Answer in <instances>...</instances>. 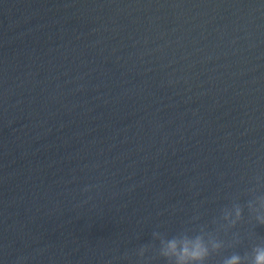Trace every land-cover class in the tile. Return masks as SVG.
Listing matches in <instances>:
<instances>
[{"label":"water","instance_id":"95a60500","mask_svg":"<svg viewBox=\"0 0 264 264\" xmlns=\"http://www.w3.org/2000/svg\"><path fill=\"white\" fill-rule=\"evenodd\" d=\"M0 264H264V0H0Z\"/></svg>","mask_w":264,"mask_h":264}]
</instances>
